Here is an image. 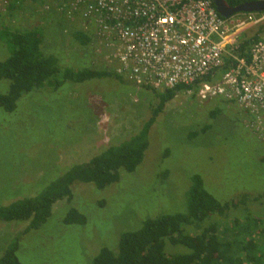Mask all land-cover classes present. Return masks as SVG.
Returning a JSON list of instances; mask_svg holds the SVG:
<instances>
[{"label": "rangeland", "instance_id": "rangeland-1", "mask_svg": "<svg viewBox=\"0 0 264 264\" xmlns=\"http://www.w3.org/2000/svg\"><path fill=\"white\" fill-rule=\"evenodd\" d=\"M35 8L29 0L27 9L13 16V25L37 24ZM47 16L49 22L42 21L47 34L61 39L69 55L75 54L79 48L69 33L59 34L60 26ZM10 55L0 37V60ZM75 61L66 65L88 66L82 59ZM9 87V80H0V93ZM159 92L127 77L66 81L58 89L46 85L24 94L14 112L0 108V206L36 195L73 164L88 162L135 135L152 117ZM251 120L236 103L201 99L195 90L176 92L157 116L147 157L136 171L121 172L118 182L99 191L94 185L76 184L72 200L57 201L39 230L24 233L29 222H1L0 258L19 236L22 264H91L101 249L116 250L121 235L139 229L145 219L185 212L196 174L219 201H242L227 213L239 216L243 227L264 223V139L255 134ZM72 208L87 217L85 224L64 223ZM254 229L248 228V235ZM262 231L260 227L257 233ZM236 254L233 246L230 256Z\"/></svg>", "mask_w": 264, "mask_h": 264}, {"label": "trees", "instance_id": "trees-1", "mask_svg": "<svg viewBox=\"0 0 264 264\" xmlns=\"http://www.w3.org/2000/svg\"><path fill=\"white\" fill-rule=\"evenodd\" d=\"M30 1L35 5L39 3L38 0ZM248 1L251 0H227L231 6ZM28 2L29 0H8L6 10H0V37L6 41L11 51L8 59L0 60V80L10 81L8 92L0 93V108L14 112L17 101L24 94L34 89L40 90L46 85L58 89L66 81L82 83L97 78H123L117 73L115 65L104 59L105 51L100 43L106 44L108 36L99 35L96 22L94 24L92 19H87L82 14L71 20L63 11L54 8L42 11L38 8L39 11L35 9L34 12L37 24L22 27L13 25V16L26 10ZM48 13L53 16L52 20H56V25L60 26L59 34L68 32L72 42L78 46L75 54L72 52L69 55L68 48L61 39L47 34L48 26L43 25L42 21L49 22ZM261 33H264V27L258 28L251 38L245 39L240 51L249 50ZM75 59L84 60L88 66L75 69L71 64L66 65L68 61L74 62ZM145 88L155 91L150 87ZM191 89L196 91L198 87L180 85L175 89L159 92L160 102L139 132L109 146L88 162L73 164L58 178L44 184L36 195L0 206V223L29 222L24 233L39 230L51 217L57 201L72 200L76 184L94 185L99 191L118 182L121 172L136 171L147 157L150 132L157 116L176 92ZM207 129L204 127L203 131ZM197 133L192 132L191 136ZM187 197L185 212L145 219L139 229L126 231L121 235L116 250L101 249L91 264H264V223L259 221L246 224L245 228L239 222V216H228L232 206L236 208L241 200L233 201L232 204L219 201L206 189L203 178L198 174L191 177ZM217 215H220V219L214 220ZM222 217L224 218L221 219ZM86 222L87 217L76 208L70 209L64 218L65 224ZM253 226L255 229L248 235V228L252 229ZM260 227H263V231L257 233ZM231 235L235 237V241H226ZM19 238L17 236L7 247L0 258V264H22L17 256ZM233 246L236 256H230Z\"/></svg>", "mask_w": 264, "mask_h": 264}, {"label": "built area", "instance_id": "built-area-1", "mask_svg": "<svg viewBox=\"0 0 264 264\" xmlns=\"http://www.w3.org/2000/svg\"><path fill=\"white\" fill-rule=\"evenodd\" d=\"M38 1L37 11L54 8L71 20L82 14L96 22L98 34L109 38L100 43L104 59L137 86L157 91L196 86L201 99L238 104L264 139V33L240 51L264 27V12L224 17L213 0ZM6 4L0 0V6Z\"/></svg>", "mask_w": 264, "mask_h": 264}, {"label": "water", "instance_id": "water-1", "mask_svg": "<svg viewBox=\"0 0 264 264\" xmlns=\"http://www.w3.org/2000/svg\"><path fill=\"white\" fill-rule=\"evenodd\" d=\"M218 12L229 17L241 12H264V0H251L237 6H231L227 0H213Z\"/></svg>", "mask_w": 264, "mask_h": 264}]
</instances>
